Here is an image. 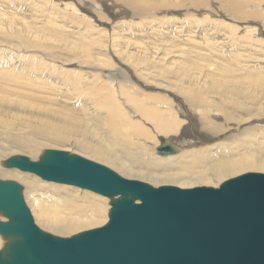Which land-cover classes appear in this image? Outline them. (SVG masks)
I'll return each mask as SVG.
<instances>
[{
    "label": "rangeland",
    "instance_id": "obj_1",
    "mask_svg": "<svg viewBox=\"0 0 264 264\" xmlns=\"http://www.w3.org/2000/svg\"><path fill=\"white\" fill-rule=\"evenodd\" d=\"M84 1L0 0V139L42 138L44 130L61 132L71 137L74 147H62L55 141L61 148L55 145L46 150L80 156L108 168L93 153L82 152L79 142L89 147L96 140L87 133H75V123L67 114L75 113L79 121L91 126L95 117L113 119L116 111L115 121L127 114L141 128L153 132L147 117L153 109L149 104L156 103L157 94L171 92L188 106L195 103L192 96L210 94L213 104L222 103L221 107L234 115L232 124L241 127L233 129V134L227 132V137L222 131L215 132L219 137L216 145L201 140L196 146L186 138L188 143L181 150L194 145L221 152L233 145L239 155L251 149L252 156L264 160V131L258 129L264 130V119L261 121L254 110L258 103L264 108V0H86L90 11ZM186 97H190V103ZM164 103L168 114L175 116L173 99ZM140 115L146 117L145 121H140ZM247 119L252 122L243 125ZM120 121L116 128L124 125L125 121ZM247 127L255 129L243 130ZM110 128L105 127L103 133L108 136ZM126 128L121 129L124 136ZM229 134L233 137L225 140ZM12 146L0 142L7 158H31L27 150ZM131 148L140 154L136 146ZM0 154L4 155L1 150ZM131 158L138 161L137 157ZM180 161H169L171 174L176 173ZM158 171L150 168L141 172L149 176L148 172ZM249 173L263 174L242 170L227 180ZM119 176L126 179L130 175L124 172ZM224 182H195L185 187L161 183L151 186L150 181L143 184L154 189L189 190L218 189ZM70 188L77 195L83 191Z\"/></svg>",
    "mask_w": 264,
    "mask_h": 264
},
{
    "label": "water",
    "instance_id": "obj_2",
    "mask_svg": "<svg viewBox=\"0 0 264 264\" xmlns=\"http://www.w3.org/2000/svg\"><path fill=\"white\" fill-rule=\"evenodd\" d=\"M158 156L175 155L170 141ZM45 182L111 200L109 223L70 238L41 231L22 188L0 180V264H264V175L245 174L218 189H154L102 165L47 150L38 161L5 160Z\"/></svg>",
    "mask_w": 264,
    "mask_h": 264
},
{
    "label": "bare ground",
    "instance_id": "obj_3",
    "mask_svg": "<svg viewBox=\"0 0 264 264\" xmlns=\"http://www.w3.org/2000/svg\"><path fill=\"white\" fill-rule=\"evenodd\" d=\"M84 4L90 11L91 6H89L86 0L84 1ZM234 27L233 29H236ZM124 66H122L121 69H125ZM215 91H217V89ZM153 95L151 97H153ZM209 95L192 96V101L195 103H191V105L188 106L181 102V97L177 95L175 96L171 92L170 94H164V92L162 95L160 93L157 94L154 99L156 103L149 104L153 109L149 112V117H147V120L151 121L150 124H152L153 128H151L152 126L150 128L153 132H148V130L141 128L142 126L138 123V121H136L137 123L133 122L127 114L123 115L126 116L124 119L121 118L122 116H120L121 119L119 118L120 120L125 121L124 125L120 126V128L117 126L119 129L116 128V123L121 122L120 120H114L116 111H114L115 115H113V119H111V117H109V120L95 117L92 119L91 126H89V122L83 120L79 121V118L75 115V113L67 114L66 116L69 121L77 124L73 125L75 133L79 135H85L87 133L96 140V142L94 141V144L89 147H85L83 142H79L81 144V148L83 149L82 152L85 154L93 153L98 157V162L105 163L108 168L116 171L119 175L126 172L130 175L129 178H126L129 181L140 183L150 181L151 186H157L161 183L163 185L166 184L185 187L187 185L194 184L195 182L204 184H210L213 181L216 183L224 182L231 175L237 174L242 170L259 171L263 172L261 175H264V160L252 156L251 149H248L251 151L246 150V154L243 156L235 153L233 145L229 146L227 149L225 148V150H221V152H212L205 149V147H196L201 140H209V144L213 143V145H216L214 142L218 140L219 137H216L215 132L222 131L225 137H227V132L233 134V129L241 127L240 125L232 124L234 115L231 114L228 108L221 107L222 103H220L221 105H214L213 101L210 100L213 95ZM190 97H186L188 102L190 101ZM171 98L173 99V106H171V109L175 116L169 115L166 109H164L166 106V103L164 102H169ZM216 99H214V101ZM187 101L185 103H187ZM217 102L218 101H216V103ZM236 103L237 102H235V104ZM111 106L113 105L111 104ZM261 106L262 104L258 103L256 106L257 108L255 107V109H251L257 111V114L259 115L258 117H260V120L262 121L264 119V108ZM259 109L261 111H259ZM142 118L143 117L141 116V122L146 119V117ZM219 119L221 121H219ZM247 120L249 121L244 122V120V123L242 124L248 125L252 122V119ZM184 122H187L186 126ZM111 126L112 128H110L109 131L112 133H109L107 136V133H103V129ZM125 126H128L129 128H126ZM124 128H126L128 131L127 133L130 134V136L127 133H125L126 135L124 136L121 130H124ZM249 128L252 130L255 129L254 127H247L243 128V130ZM205 129H209V132H205ZM258 129H262L261 131H264L263 127ZM6 134L9 135V133ZM230 134L225 140H229L233 137V135ZM8 135H6V138ZM110 135L112 136L111 138H109ZM178 135L179 137L181 136L180 139L177 138ZM159 137L162 138H160V142L158 141ZM186 138H190L194 141V145L196 146L188 144L190 145V149L187 148V150H181L182 146L188 143ZM117 139L120 140L117 141ZM51 140L54 141L52 142ZM70 140L71 137L69 135H65L64 133L44 130L42 131V138L26 137L15 141H11L10 138L9 140L1 138L0 142L11 143V145H13L12 147L16 148V146H18L22 148V151L24 152L27 150L26 154L31 157V160L35 161L37 159L39 160V158L47 151L45 148H54L55 145L61 148V145L55 141L62 143V147L67 146L69 149L74 147V142H70ZM165 141H170L172 147L177 150L175 155L167 157L157 155L156 148L163 145ZM131 146H136L137 150H141L140 154L137 155L136 151L132 149ZM10 148L11 147H9L8 150H10ZM0 150L2 154H4H0V180L16 182L21 186L22 196L25 202L29 205L30 211L34 217L33 220L36 225H39L41 231L44 230L43 232L58 238H67L79 235L86 231L102 228L109 223L111 200L108 198H101L85 190H83L81 194L77 195L76 192L70 190L71 188L68 185L43 182L34 175L28 176L30 174L20 172L16 169H5V160L10 159L11 157L7 158V155L5 156V152H7L5 149L0 148ZM151 155L155 156L151 158ZM131 157H137L139 162L133 160ZM174 158L181 159V161L176 169V173L171 174L172 169L169 165V161ZM124 159L129 164H127ZM206 159H212V161L205 162ZM142 167H145V169ZM148 167L159 169V171L155 173L148 172V174H150L149 176L141 172L142 170H149L150 168ZM138 171H140V173H137ZM46 194H48V196H46ZM0 222H7V220L0 215ZM8 242V240L0 236V251L7 245Z\"/></svg>",
    "mask_w": 264,
    "mask_h": 264
}]
</instances>
